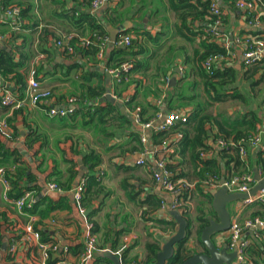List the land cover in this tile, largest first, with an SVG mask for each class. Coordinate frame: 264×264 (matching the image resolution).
<instances>
[{
	"label": "crops",
	"instance_id": "0c3cea01",
	"mask_svg": "<svg viewBox=\"0 0 264 264\" xmlns=\"http://www.w3.org/2000/svg\"><path fill=\"white\" fill-rule=\"evenodd\" d=\"M85 1L88 2L89 0ZM85 1L60 0V2L68 3L70 7L76 6L77 4H84ZM215 1L222 6V0ZM29 3L31 4L32 11L28 14V18L25 20L19 18L17 22L18 28L23 25L24 28L22 29L21 27V30H13L11 23L10 25L8 23L5 24L2 6H0V34L5 36L2 43L3 47L0 49H5L7 52L14 51L16 59H18L19 50H13L12 46L24 43L25 48L32 54L26 66L27 84L29 82L28 73L30 69L35 68L36 70L38 67L43 66L41 71L38 73L36 72L37 79L43 89H47L51 92L50 105L60 109H67L68 104L66 99L70 96H80L83 92L82 85L86 84L81 69L73 68L74 65L91 66V64L86 63V59L78 58V56L73 58L66 55L63 51L54 46L51 36L48 35L46 39L43 38L45 29L47 32L52 30L55 32V27H57V30H70L66 21L62 19L57 20V17H54L57 12L62 10L60 4L55 5L53 0H29ZM108 5L109 7H117V1L110 2ZM81 7L84 6L81 5ZM128 7L129 3H125L119 11H124ZM105 8L106 3L95 12L101 19ZM148 9L149 11L147 8H144L142 12H137L132 8L127 15L136 13V16L133 18H126L122 23V25L127 23L129 30L138 31L141 35L145 31H148L152 38L157 37L155 43L151 44L147 42V49L150 54L147 57L148 68L145 72L135 75V78L139 80V85H137V87L129 85L122 96L123 98H129L133 95L136 102L143 107H158L162 118L169 115L170 111H191L195 106L194 102L175 99L180 95L186 98L194 96H199L198 98H200L204 96L201 80L197 77L196 69L191 65L195 51L201 50V39L197 38L194 42L188 43L177 36L176 29L174 28L177 21L174 13L167 9L166 0H150ZM225 11L227 22L224 27V32L228 34L230 41L236 36L247 37L250 35V31L256 30L254 27L248 25L241 11H231L227 6H225ZM34 23H37V25L34 26ZM261 28L262 25L259 29ZM109 29H117V27L108 26L107 30ZM12 33L20 37L12 39ZM133 33L134 32H131V36L135 38ZM23 39L26 41L23 42ZM137 39L139 41L141 40V43L146 45L145 37L137 36ZM109 44L104 52L102 62L98 65L97 69L95 68L92 70H97L102 74L107 88L111 82V76L105 68L108 51L111 49ZM173 47H183V50L180 54L177 50L173 51V49L168 52L169 48ZM245 49L246 47L244 44L236 45L232 43L231 57L224 61H231L232 63H227L226 65H231L237 69L238 82H241L238 91H241L244 95H248L249 89L245 90L244 85L247 80L253 78L250 77L245 80L242 74L243 53ZM48 50H53L52 54H49ZM156 54L158 55L157 59H151V57ZM141 58L142 56L137 57L138 60ZM168 62H170V64ZM171 62L173 63L172 65ZM219 63L220 62H218L217 65ZM157 66L168 68V83H165L163 78L156 76ZM102 69H104L105 73L101 71ZM106 75L110 76L109 80H107ZM257 77L258 75H255L254 79ZM96 80V78H90V82L94 83ZM2 91L3 84L0 80V95ZM48 107L49 104L47 106L46 103H38L34 107L25 106L22 110L9 109L2 113L0 118L6 117L9 119L11 125L10 129L13 134L11 139H0V142L3 144L6 151L12 154L11 159H16L18 167L28 168L32 171L36 177V184L41 188V195H49L54 200L59 196H66L72 206V191L80 172L78 161H82V156L87 151L94 150L99 153L101 156V165L99 169L103 175L101 185L104 187L105 191L108 192V196L102 200V204H100V201H95L92 207L99 208L98 212L91 218L97 225V232L94 234L96 240V250L94 254L104 255L105 252L114 254L122 245L124 239H127L128 252L125 256L126 264H143L146 259V245L148 243H155L159 246L160 250L164 243L176 233L178 228L174 218L170 215L169 209H160L158 212L152 214L153 218L168 223L159 224L155 221L142 218L140 214L142 208L137 205L139 200H144L149 194L159 196L166 205H168L173 198L171 195L165 193L159 185L152 180L151 175H149L150 171L146 166L136 165V161L140 159H144L147 163L152 162L154 155H152L151 152H155V150L159 148L158 146L153 147L150 144V131L143 129L141 125L134 124L130 131L137 130L140 133V137L143 135L146 138V142L144 143L145 145L142 151L130 152L129 149L133 141L132 138L128 136L130 133L129 131L124 130L127 133L119 132L116 139L103 140L98 135L96 129L92 126L84 125V121L86 120L81 119L79 116L74 118V120H71L70 117H48L46 112ZM75 107H78V104H75ZM219 108L221 109V107ZM226 109H228L226 110V114L230 116L227 117L231 119L229 121L225 119L227 120V123L225 122L226 126L229 125L228 122H231L237 117L239 122L240 117L252 109L258 111V116L262 118L261 128L264 131L263 107L258 108L255 103L252 106L251 104L245 106L238 102L237 108L230 110V107H227ZM215 111L221 113L217 110ZM125 112L128 113L126 110ZM216 112L211 115L222 122ZM150 113L151 111L148 110V114ZM207 128L210 127L206 126L205 129ZM215 132L216 130L214 128L212 133L215 134ZM193 135V132H191L190 138ZM212 138L213 137L209 133L204 141V143L208 144L213 150V154L208 158H215L219 162L221 174L224 175L225 178L234 174H253L254 169L259 171V168H257L254 163L255 153H257L254 148H247L248 155L246 159L242 161L239 158L241 164L238 163V165H236L234 162H229V164L225 165L228 158H222L220 156L219 152L221 150L218 149ZM145 153L146 155H144ZM227 155H233V153ZM1 158L2 157H0V160H3ZM72 160L77 166V174L74 179L70 176L71 173L69 171ZM172 163L175 170H178L181 177L184 178L186 182L196 185L190 190L189 199L185 206L178 212L181 215L183 212L187 213L188 217L192 220L189 239L185 244L186 251L189 252L190 255L195 252L201 253L202 247L199 245L196 238L199 223L195 222L194 218L198 215L199 210H204L205 212L213 210L212 201L209 203L206 196L210 195L213 200V195L218 191V188L212 187L207 189L206 187H200L198 185V179L194 173L195 163L190 156L189 150H186L183 154L177 153L173 157ZM7 165L8 164L5 166ZM5 166L0 165V167ZM13 167L14 166H11L10 170L13 171ZM227 168L228 170L226 171ZM14 169H16V167H14ZM48 181L58 182L61 185L72 183V187L69 191L46 193L45 187ZM127 191L137 193L134 202L127 198ZM2 192L3 187L0 183V214L5 213L6 215V222L0 219V230L4 236L6 235L3 239L6 245L5 249L0 251V264H37L38 260L36 263L34 261L35 252L29 250L31 247H36L35 243L33 241L28 243L22 240L24 226L28 222V217L19 213L12 202L6 201L2 196ZM239 207L240 201L230 202L225 205V209L230 215L231 221L235 219L236 216L239 221H243L252 218L253 214L261 211L260 206L257 204L246 207L242 211ZM89 213H91V210H87L81 215L72 207L71 210L54 211L43 221L47 228L46 230L50 233L49 239L58 245L56 255L52 254L51 256V262L55 260V256L62 255L65 250L67 251V260L73 262L80 259L88 240V222L86 217ZM210 220H216V218H211ZM35 221H38L37 217ZM11 222L15 225L14 228L6 229ZM124 229L129 230L118 238L114 236L116 230L121 231ZM261 231L264 232V229L260 230V232ZM227 237V232H223L214 234L211 240L218 249H222L227 243ZM244 237L249 241L248 247L253 246V248H258L262 243L264 244V233L260 234L257 230L253 233H250V229L246 230ZM115 239H118V245L116 246V250L112 251L110 250V246ZM11 245H15V250L12 253L9 252ZM100 247H103V249L100 250ZM8 256L9 261L5 260ZM248 259H255L256 262L259 261L260 264L261 262L264 264L263 255L260 258L256 256L250 258L248 255ZM93 262L92 260L89 264Z\"/></svg>",
	"mask_w": 264,
	"mask_h": 264
},
{
	"label": "trees",
	"instance_id": "16d2710c",
	"mask_svg": "<svg viewBox=\"0 0 264 264\" xmlns=\"http://www.w3.org/2000/svg\"><path fill=\"white\" fill-rule=\"evenodd\" d=\"M91 1L92 0H89L88 2L85 1L84 4H77L76 6L70 7L68 3L60 2V0H53V3L55 5L60 4L62 8V10L57 12L54 17H57V20L62 19L63 21H66L70 30L63 29L64 31H62L57 30V27H55V32H53V30L47 32V30L45 29L43 38L46 39L48 35L51 36L53 38L54 46L55 42L57 40H60V38L64 34L74 33L79 37L89 38L91 43L87 47H78L77 41L71 42L72 45L76 46L75 50L78 58L86 59V63L91 64V66L75 64L73 67L81 69L82 76L86 84L82 85L83 92L80 96H70L68 98L73 99L74 104H78V107H75V110L69 117L71 118V120H74V118H77L79 116L81 119L86 120L84 121V125L94 127L98 132V135L103 140L116 139L119 132L123 133L125 131H129L130 133L128 134V136L131 137L133 141V144L130 147L129 151L139 152L142 151L145 144L142 143L140 133L137 130L130 131V129L133 128L135 124V121L131 115L132 111L135 107L140 108L139 116L140 123L142 124L156 119L157 116L160 115V111L158 107H143L139 105L133 95L125 100L122 94L126 89H128L129 85H133L134 87H137V85H139V80L135 78V75L141 72H145L148 68L147 57L150 54L148 53L147 42L153 44L157 41V37L152 38L150 32L148 31H145L141 35L138 33V31L135 32L134 30H129L127 28L119 32L117 34V38L126 35L131 36V32H134L133 35H135V38L131 36L129 46H113L108 51V58L106 59L105 68L107 70H118L120 79L118 83H114L113 78H111V82L109 83L110 85H108V87L110 89V93L114 95L116 99L120 100L119 102H121L122 106L128 112L127 114L132 118L131 120H129L123 113H121L119 107H117L116 105H113L107 101L101 103L99 102V99L104 97L107 87L105 86L104 77L102 76V74L97 70H92L95 68L97 69L98 65L103 60L98 59V53L101 46H103L106 50L104 39L110 38L107 27L111 26L120 28L126 18H133L134 16H136V13L127 15L132 8H134L137 12H142L144 8H147V10L149 11L148 7L150 4V0H116L117 7H109L108 5L110 2H113L115 0H105L106 8L102 13V19L99 18L96 13L90 12L89 5ZM166 1L167 9L174 13L177 21L174 26L177 36L188 43L194 42L197 38L201 39V50L195 51V54L192 57L193 59L191 65L194 66V68L196 69L197 77L201 80L204 96L207 98V104L213 105L230 100H238L241 105L246 106L248 104H251L252 106L254 104L253 101L256 100V106L258 108H264V95H256L253 91V88L255 86H258L264 81V57L249 66H246L243 63L242 74L245 80L249 79L250 77L254 78L255 75H258V77L254 80H247L249 93L248 95H244L243 93L238 91V86L235 87V82H238L237 69H235V67L231 65H226L227 63H232L231 61H224L231 57V44L233 42L229 41V46L228 48H226L223 44V38L215 36V31H213V26L215 25L218 17L212 11V4H217V2L215 0ZM237 1L238 0H222V6L219 5V9L221 11V14L219 15L221 21L220 32L222 35H224V37L226 36L228 39V34L224 32V27L227 22L225 15V6H227V8L231 11H239L236 7ZM255 1H258L256 9L258 13H260L259 22L260 26L262 25V28H258L255 31H250V35L247 37H250L254 40H264V0ZM125 3H129V7L124 11H119ZM30 5L31 4L29 3V0H0L2 11L6 10L9 7H16L18 10V19L22 18L24 20L28 18V14L32 11ZM81 5L84 7H81ZM255 13H244L247 23L251 22ZM4 21L5 24L8 23L9 25L10 22H12V20L10 19H4ZM33 25L35 26L37 25V23H34ZM21 27L22 29L24 28L23 25ZM21 27L17 29L21 30ZM136 35L139 37H145L146 45L142 44L141 40L139 41L137 39ZM11 37L12 39H17L20 36H16L14 33H12ZM25 41L26 40L23 39V42ZM12 49L15 51L19 50L18 59H16L14 51L7 52L5 49H0V80L3 84V91H12L17 95V99H22L25 95V90L27 87L26 66L32 54L28 49L25 48L24 43H22L21 45H13ZM172 49L173 51L177 50L180 54L183 50V47L169 48L168 52ZM52 52L53 50H48L49 54H52ZM138 56H142V58L138 60ZM157 57L158 55L156 54L153 55L151 59H157ZM208 58H212L214 63L210 70H206L203 65ZM218 62L220 63L217 65ZM168 63L170 64V62ZM172 64L173 63L171 62V65ZM125 65H129V67L126 70H123L122 67ZM42 68L43 66L38 67L36 69V72L38 73ZM168 72V68H163L161 66L156 67V76L163 78L165 83L168 79ZM248 72L250 74H248ZM90 78H96L97 80L93 83L90 82ZM198 97L199 96L186 98L180 95L177 99H175L179 101L194 102L195 106L191 111H178L187 116V121L183 124L177 123L166 131L151 132L149 141L153 147H159L164 141H166L169 148H171L172 151L166 159L165 169L172 175L171 181L173 182H181L185 181V179L181 177L178 170H175L172 159L177 153L183 154L186 150H189L190 156L195 163L194 173L196 178L198 179V185L201 187L202 182L206 181L210 177L214 176L218 178V180L225 178V176L221 174L219 162L215 158L203 159L201 156V154L208 152H211L213 154V150L210 148V146L204 143L205 138L208 137V134H211V136L213 137L212 140L215 142L218 139H223L232 141L235 144L228 150H221L219 153L222 158H228L225 165L229 164V162H234L236 165H238V163H240L238 155V149L240 146L239 144L247 137H249L252 133L256 132L257 127H261L262 118L258 116V111L250 109L240 117L239 122L237 117L231 122H228L229 125L226 126L227 120L220 122L216 117H213L209 113L207 114V112L205 113V109H202L200 106L202 103L198 101ZM9 109V107L3 106L0 101V116L2 113L6 112ZM148 110L151 111L150 114H148ZM171 112L173 111H170V113ZM6 120L9 126H11L9 119L6 118ZM206 126H209L211 129H205ZM214 128L216 130L215 134L212 133ZM191 132H193L194 135L190 138ZM177 133H181L182 136L178 141H176L174 137ZM248 147L249 146H246V148ZM159 152L160 151L155 150V155H158ZM230 153H233V155H227ZM0 157H2L1 159H3L0 160V165L5 166L6 164H8L7 166L0 168L5 169L6 178L10 182L11 189L8 193L10 202H12L13 204V201L19 199L25 192H33L35 194V201L33 205L30 208L24 207L22 209V213L26 216H36L38 218V221L33 224V228L34 231L39 233L42 243H55L49 239L50 233L46 230L47 228L45 227L43 221L54 211L71 210L72 207L77 210L79 206L85 212L87 210H91V213H89L86 217L87 222L91 224L90 233L94 235L97 232V225L94 221L91 220V218L96 214V212H98L99 208L92 207L95 201H100V204H102V200L108 196V192L105 191L104 187L101 185V179L103 175L101 174V171L99 169L101 165V156L99 153L94 150H90L82 156V163L87 169L82 176V179L84 181V189L81 194L79 205H77V203L73 199V206L66 196H59L54 200L49 195H41V188H39L36 184V177L34 176L32 171L28 168L18 167L16 159H11L12 154L6 151L1 142ZM254 163L257 168L264 170V152L255 153ZM11 166L16 167V169H14L13 167V171L10 170ZM76 167L77 166L75 162L72 160L71 168L69 169V171L71 173L70 176L73 179L77 174ZM227 170L228 168L226 169V171ZM149 175H151L150 172ZM56 183L62 191H69L72 187V183H69L68 185H61L58 182ZM136 196L137 193L133 191H127V198L130 201L134 202V198H136ZM185 198L186 201L189 199V196L187 197L186 194ZM206 198L209 203H211L212 197L208 195L206 196ZM162 202V198L155 194H149L144 200H139L137 202V205L142 208L140 211L142 218L155 221L159 224H168L167 222L160 221L156 218H153L152 216L153 213L158 212L161 209ZM259 206L261 211L259 210L260 212L253 214V217H264V206ZM182 215L187 222L185 237L179 244L175 246L176 252L166 262V264H181L187 257L190 256V253L186 251L185 244L189 239L192 220L188 217L187 213L183 212ZM211 218H216V214L213 210H210L209 212L199 210L198 215L194 218V221L199 223L197 229V241L202 247V252H205V249L201 244L200 235L202 229L211 221ZM0 219L3 220V222H6L5 213L0 214ZM14 226L15 225H13V223L11 222L6 229L14 228ZM128 230L129 229H124L121 231L116 230L114 236L118 238L124 233L128 232ZM259 233L263 234L264 232L259 231ZM5 236L0 230V251L3 249V239ZM117 245L118 239H115L110 246V250L115 251ZM99 249L102 250L103 247H100ZM145 249L146 259L143 264H153L155 262L156 254L159 251V246L155 243H148ZM29 250L35 252L34 261L36 263L39 258L37 247H31ZM127 252L128 248L123 251L120 257L123 264H126L125 256ZM246 252L247 255L250 256V258L255 256L257 258H260L262 255L264 256V244L262 243L258 248H253V246H250L247 248ZM49 255L51 257L52 253L50 252ZM5 260L9 261V256L6 257ZM92 260L94 261L92 264H113V262L108 257L102 254L99 255L97 253L93 254ZM53 262L54 261L51 262V259L49 258L48 263L52 264ZM248 264L260 263L259 261L256 262L255 259H249Z\"/></svg>",
	"mask_w": 264,
	"mask_h": 264
},
{
	"label": "built area",
	"instance_id": "2783aa9c",
	"mask_svg": "<svg viewBox=\"0 0 264 264\" xmlns=\"http://www.w3.org/2000/svg\"><path fill=\"white\" fill-rule=\"evenodd\" d=\"M257 2L255 0H238L236 2V7L239 11L243 14H252L255 13L251 22H248V25L254 27L255 29L260 27L259 17L260 13H258L256 7ZM105 0H92L89 5V10L92 13L97 12L104 4ZM212 11L215 15H217L218 19L213 26V31H215V36L223 38V44L226 48L229 46V39L224 35L221 34L220 29V17L221 11L219 9V4L213 3L212 4ZM18 10L17 8L9 7L3 11L4 19L12 20L11 27L12 29H17V22L19 19L17 18ZM220 33V34H219ZM3 35L0 34V43H3L4 40ZM72 41H77L78 47H87L91 43L89 38L79 37L74 33L64 34L60 40L55 42V46L63 51L65 54L69 55L70 57L76 58L77 53L75 50L74 45L71 44ZM110 41V44H109ZM131 41V36L126 35L120 38L116 37V41L112 42L110 38H105L104 43L105 47L110 45V47H127L129 46ZM233 43L236 45L244 44L246 47L245 52L243 53V63L246 66L251 65L252 63L262 59L264 57V40H254L250 37H233L231 39ZM105 48L103 46L100 47V51L98 53V59L102 60L104 57ZM204 67L206 70H210V68L214 65L213 59L208 58L204 62ZM129 65H125L122 67L123 70H126ZM118 70L110 69L108 70V74L113 78L114 83H118L120 81ZM168 83V79L166 80ZM115 97L114 95H112ZM116 98V97H115ZM51 99V92L47 89H43L40 85V82L36 78V70L35 68L30 69L29 71V82L27 84L25 95L22 99H17V95L14 94L12 91L4 90L0 95V101L3 106H7L12 110H19L25 106L34 107L38 103H46L49 107L47 108V116L50 118H65L72 115L73 111L75 110V104L73 99H68L66 102L68 104L67 109H60L50 105ZM127 98H125L126 100ZM140 108L135 107L132 111V118L135 121L136 125H141L143 129L149 130L150 133L166 131L173 127L175 124H183L187 121V116L183 115L180 112H171L169 115L165 116L164 122L158 123V121L162 118L161 115H158L156 119L149 121L147 123H140V116H139ZM11 129L9 124L7 123L6 117L0 118V139H10L11 138ZM175 140L178 141L181 139V133H177L175 136ZM142 143L146 142V138L142 135L141 136ZM216 145L220 150H228L230 147L234 146L235 144L229 140L218 139L216 140ZM238 155L239 158L244 161L247 157V148L246 146L254 148L257 153L264 152V132L261 127H257L256 132L252 133L249 137H247L244 141L239 144ZM159 154L155 155V152L152 151L151 154L154 155L152 162L147 163L144 159H140L136 161V165L139 166H146L147 169L150 171L152 179L159 187L167 194L171 195L172 201L166 205L162 202L161 209H169V210H176L181 211L183 206H185L187 200L185 201V195L189 196V192L192 188H194V184L188 183L186 181L181 182H173L171 181L172 175L165 169L166 159L168 155L171 153V148H169L166 141H164L158 148ZM146 155V153L144 154ZM212 155L211 152L201 154L203 159H206ZM258 175L261 178L264 177V170L258 169ZM102 174V173H101ZM222 180V179H220ZM220 180L216 177H210L206 181L202 182L201 187L208 188H218L224 187L228 193H240V194H248L252 187L255 185V181L253 179L252 173H241V174H234L230 175L227 178H224V182L220 185ZM0 183L3 187L2 196L6 201H10L8 198V193L11 189L10 182L6 178V171L4 168H0ZM84 189V181L82 177L79 179L77 185L73 188V199L79 205V201L81 199V194ZM46 193H60L62 192L61 188L58 184L54 181H48L45 187ZM33 192H25L19 199L13 201L14 207L19 213H22V209L24 207L30 208L34 201ZM188 199V198H187ZM253 204H259L264 206V190L258 191L254 196H248L246 199L240 200V207L239 209L242 211L246 207H249ZM78 212L82 215L85 213L81 207L78 206ZM23 214V213H22ZM28 222L24 226V235L22 240L25 242L33 241L39 251V258L37 264H49L50 252L52 254L57 253L58 245L56 243H49L45 244L42 243L40 240V235L38 232L34 231L33 224L36 222V216H27ZM260 227L264 229V217H252L249 219H245L243 221H239L237 216L233 219L230 223L229 230L227 231V243L225 247L227 248L228 252H235V260L231 264H248L249 259L247 255V248L249 246V241L244 237V233L246 230ZM87 231H88V240L82 253L80 259L77 261H69L67 260V251L65 250L64 253L60 256H55V260L52 264H89L92 261L93 254L95 251V236L90 233L91 224H87ZM127 249V239H124V242L119 247L118 250L114 252L116 256L119 258L123 251ZM15 250V245H11L9 248V252H13ZM121 259V258H120Z\"/></svg>",
	"mask_w": 264,
	"mask_h": 264
},
{
	"label": "water",
	"instance_id": "95a60500",
	"mask_svg": "<svg viewBox=\"0 0 264 264\" xmlns=\"http://www.w3.org/2000/svg\"><path fill=\"white\" fill-rule=\"evenodd\" d=\"M128 28V24L124 23L120 28L109 29L110 39L112 42L116 41L117 34ZM3 44L0 43V48ZM105 73L104 69L101 70ZM107 80L110 76L106 75ZM107 101L113 105L119 107L121 113H123L129 120L132 118L128 116L125 112V108L122 106L115 97L110 93L109 87L103 98L99 99V102ZM165 117L161 118L158 123L164 122ZM80 166V172L78 175V180L75 183L77 185L79 179L86 172V167L82 165V161H78ZM253 179L256 184L252 187L248 194L240 193H228L224 187L218 189V191L213 195L212 208L216 214V220H211L207 226L202 229L200 235V241L203 245L205 252H195L187 257L181 264H231L235 260V252H228L227 248L218 249L216 245L212 242L211 237L214 234H219L227 232L230 227L231 219L230 215L225 209V205L230 202L240 201L246 199L248 196H254L258 191L264 190V177L260 179L257 169L253 171ZM224 180H220V185H222ZM87 214V213H86ZM170 215L174 218L178 225L177 231L172 235L158 251L155 257V262L153 264H166V262L174 255L176 252L175 246L179 244L185 237L187 223L183 216L176 210H170ZM255 230L260 231L262 228L254 227L250 229V233ZM5 243H3V249H5ZM104 255L108 257L113 264H122L120 258L115 254L110 252H105Z\"/></svg>",
	"mask_w": 264,
	"mask_h": 264
},
{
	"label": "rangeland",
	"instance_id": "374dc122",
	"mask_svg": "<svg viewBox=\"0 0 264 264\" xmlns=\"http://www.w3.org/2000/svg\"><path fill=\"white\" fill-rule=\"evenodd\" d=\"M248 74H250L249 72H248ZM251 80H254V78L253 79H251ZM240 81L239 82H235V87H239V85H240ZM248 83L246 82V84L244 85V89L245 90H247L248 89ZM233 86H234V84H233ZM238 89V88H237ZM253 91H254V93L257 95V94H262V95H264V81L262 82V83H260L258 86H255L254 88H253ZM241 92V91H240ZM247 92V91H246ZM242 93V92H241ZM202 96V95H201ZM258 99V98H257ZM259 100V99H258ZM200 103H202L200 106H201V108L202 109H205V111L207 112V114L209 113V114H212V113H214V112H216L215 110H217V111H219V112H221V113H218V112H216L217 113V115H219V117H220V119L222 120V121H225V119H228V121L229 120H231L230 118H228V117H230V116H228L227 114H226V110H228V109H226L227 107L229 108L230 107V110L231 109H234V108H237L238 107V100L236 101V100H230V101H227V102H223V103H217V104H213V105H209V104H207V98L205 97V96H203V97H200L199 98V100H198ZM255 104L257 103V101L255 100V101H253ZM219 107H221V109L219 108ZM228 116V117H227ZM70 123H73V122H70ZM195 237H196V234H195ZM197 238V237H196Z\"/></svg>",
	"mask_w": 264,
	"mask_h": 264
}]
</instances>
